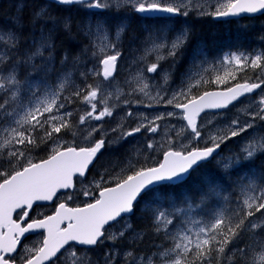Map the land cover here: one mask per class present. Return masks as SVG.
Segmentation results:
<instances>
[{"label": "snow or ice", "instance_id": "obj_1", "mask_svg": "<svg viewBox=\"0 0 264 264\" xmlns=\"http://www.w3.org/2000/svg\"><path fill=\"white\" fill-rule=\"evenodd\" d=\"M53 5L78 6L85 12L76 28L95 37L90 48L79 55L58 51L57 34L71 35L72 20L53 16ZM191 7V0H51L27 19L22 15L24 6L18 5L10 27L0 28V264H264V165L256 164L264 160V134H256V121L264 123V94L241 110L248 117L243 121L237 115L223 128H216L211 119L198 122L205 109L242 103L241 97L262 88L264 51L226 54L222 64L229 67L213 79L204 77L208 69L193 71L200 67L194 57L184 72L183 86L166 98L171 67L182 57L190 30L166 31L164 24L147 27L130 39L141 44L143 55L137 63L151 54H156V61L137 70L136 87L126 81L128 93L119 87L109 91L123 55L119 41L128 34L130 14L186 18ZM194 7L200 16L221 18L264 13V0H217L208 5L211 11L203 5ZM105 12H111L112 19ZM89 52L95 61L92 67L84 61ZM164 59L171 60L169 70L159 64ZM69 65L80 83H73L65 95L72 77ZM246 70H259V75L253 79ZM144 71L157 74L163 84L150 88ZM237 72H245L243 83L193 94L202 84L228 85ZM141 96L150 102L144 103ZM77 101L87 109L70 110ZM153 101L180 111L151 118L141 113L135 126H126L128 118L137 115L133 105L150 108ZM121 104L126 108L124 122L111 128L115 134L111 139L108 130L92 122L114 117ZM173 117L186 124L177 129L158 123ZM161 132L160 141L153 139ZM137 134H146L143 150L133 149L142 159L130 156L127 163L117 161L99 173V179L77 189L107 146L126 143ZM246 134L240 153L217 161L220 171L215 177L202 176L198 186L181 191L193 173L216 160L230 141ZM69 135L70 140L64 139ZM42 147L47 158L36 162L33 153ZM81 196L85 198L82 205L70 206ZM216 198L226 206L205 221L188 219L194 208ZM54 200L62 202L53 214L32 217L38 202ZM141 204L153 235L166 241L154 244L150 254H142L138 242L143 233L136 232L130 222ZM37 233L31 246L23 243L29 234ZM129 236L134 239L128 249L119 247L118 242ZM106 241L110 246L97 254Z\"/></svg>", "mask_w": 264, "mask_h": 264}, {"label": "trees", "instance_id": "obj_2", "mask_svg": "<svg viewBox=\"0 0 264 264\" xmlns=\"http://www.w3.org/2000/svg\"><path fill=\"white\" fill-rule=\"evenodd\" d=\"M41 2V3H39ZM46 4L48 2L42 1V0H0V28H7L10 27L11 21L14 17L18 15V5H23V13L22 15L27 19V17L34 11L40 8L42 4ZM53 16H59V17H70L72 20V32L71 35L59 32L57 34V40L56 45L58 51L63 54L65 52L71 53L72 55H79L81 51H83L86 48H90V42L88 40V37L84 34L77 31L76 25L85 18V12L83 10H80L79 8H66L59 5H53L51 9ZM194 23L189 24L190 26V41L193 39H197L203 43L205 48L202 50V54L198 57H195L196 62L197 60H201L202 55H204L205 59H213L214 57L211 55L212 52L215 50L217 52L224 51V50H230L237 48L238 50H252V49H264V16L262 17H256L252 19H244L241 20L240 25L237 26L234 21H229L225 26L222 25L221 22H213L211 20V17H203L200 19H196V21H193ZM133 27H137V23L135 21L132 22ZM85 37H84V36ZM194 50L189 47H186L182 58L181 63L178 65V68L181 66V64L184 62V64L187 65V63H190V67L193 62L194 58ZM91 52H89L85 57L84 61L85 63L91 64ZM57 69L60 68V65L57 63L56 65ZM68 70L72 72V77L70 79V82L67 85V90L65 91V95L69 93V90L73 87V83L79 84L80 79L76 73L75 69L71 68V65L68 66ZM209 71V70H208ZM247 71V76H249V71ZM211 72V71H209ZM178 72L172 71V76H176ZM179 75H184V73H180ZM259 75V74H258ZM256 74H253L249 77H252L253 79L256 77ZM182 77V76H181ZM238 81H244L245 78V72H240L238 74ZM55 76L52 77V81H55ZM51 82V81H50ZM213 84H202L201 87L198 89V91L194 94H197L201 92L202 90H206L209 88H212ZM78 103V101L76 102ZM74 105L70 106L72 108ZM257 135L263 134V132L257 131ZM64 138H67L68 140L71 139V136H65ZM130 139H128L129 141ZM242 141L239 137L233 139L228 143V146L222 151V154L225 157H229L234 154L240 153V148L238 147V143ZM113 152V151H111ZM117 150L115 149L113 155H109V157H105V154L103 153L101 157L98 159L96 164L91 168L89 171L90 173H95L96 171H105V169H110L112 165L119 161L124 163L129 155H120ZM47 151L43 149L36 150L33 153L34 161H39L40 159H45L47 157ZM105 157V158H104ZM104 159V162H102ZM142 159V158H140ZM217 160H220L216 157V160H212L211 162L207 163L205 167L199 169L197 172L193 173L191 178L188 180V183L184 186L183 190L193 189L196 186L199 185L200 178L202 176H213L215 177L217 172L220 171L217 165ZM257 166L264 165V160H257L256 161ZM119 169H117L118 171ZM255 171V169H253ZM218 183H222L217 180ZM223 187L227 188V185H223ZM225 195L228 194V192L224 193ZM222 206H226L224 204V201L220 198H216L213 201H210L202 206H200V211L208 218L213 211L219 209ZM139 210L136 211L134 215H138ZM133 215V216H134ZM147 222L143 227H138L135 224V228H137L141 233H143V240L141 241V244L146 247V251L152 252L155 248L153 245H162L166 241L162 240L161 238L153 235L151 227H150V219L149 217H145ZM134 220V219H133Z\"/></svg>", "mask_w": 264, "mask_h": 264}, {"label": "rangeland", "instance_id": "obj_3", "mask_svg": "<svg viewBox=\"0 0 264 264\" xmlns=\"http://www.w3.org/2000/svg\"><path fill=\"white\" fill-rule=\"evenodd\" d=\"M185 2H188V0H185ZM216 2H217V0H191V4L193 5V7L190 8L189 17L193 19L194 16H200L197 14V9H196V7H194L195 5H203L205 10L211 11L212 9L209 8L208 5L209 4L215 5ZM221 2H222V0H221ZM94 11H96V10H94ZM104 15H105V17L112 19V13L111 12H105ZM167 19L171 21L170 25L168 23L170 21L161 23V24H164L166 31L169 29H175L178 32L179 29H182L185 27L184 21L175 20L172 18H167ZM176 21H179V23H176ZM89 39L93 40V39H95V37H89ZM139 43H140L139 41H133L132 40V41H128L127 46L129 44L133 45V44H139ZM119 44H120V41H119ZM187 47H189L191 49H195L194 50V57L200 56L202 54L203 48H205L204 45L202 44V42L197 41V40L192 41L189 46L187 45ZM140 49H141V46L138 49L134 50L131 55H129L126 52H122V50L120 48V51L122 52L123 55H122V58L118 61V72L115 76V80L113 81V88L109 89V91H114L116 87H119L120 89L123 90V92L125 94L128 93L129 92V84L126 83V81L131 82L132 87H136L137 84L134 80V77L136 76L137 70L139 69V70L143 71L144 69H146L148 63L156 61V54H151L147 57V60L140 61L139 63H137V61H139V58L143 55V52ZM217 53H218L217 51H214V52H212L211 55L213 57H215L217 55ZM228 53H232V52H228ZM228 53L219 54V56L216 57L214 60H207L206 62H204V61L201 62L198 60L196 63L197 64L199 63L198 65L200 67L197 69H193V71L195 72V71H200L202 69H208V70L210 69L211 72H209V71L203 72L204 77L208 78V79H213L215 77V75H217V74L223 75L224 68L229 67V66L223 65L222 59ZM244 53L255 54V53H259V52H256V51L246 52L245 51ZM162 55L167 56V53L162 52ZM181 58L178 60V63L176 65H180ZM90 63L91 64H88V67L93 66L92 62H90ZM159 64L163 69L169 70V68L171 66V60L170 59H164V60L159 61ZM172 67H174V66H172ZM182 70H183V72H185L187 70V69H185L184 62L181 64V68L179 69L178 74L176 76H172V78L169 81V84L165 86L169 89L168 97H166V98H170L172 92H175L181 88L179 85L185 79L184 75H179ZM239 73L240 72H237L236 76H238ZM251 73H254V72L249 71V74H251ZM255 73H259V70H256ZM144 76L148 78L147 83H149L150 88L155 84H163V81L160 80L159 76L155 73H147L146 71H144ZM195 78L199 79L198 76ZM152 94L155 95L154 90H153ZM261 94H264V90L260 91L251 101H246V102L238 105L237 107H235L228 115H224L221 117L220 116L219 117L211 116V117H208L206 120H204V122H206L208 119H211L213 124L216 126V128H223L224 125H226L231 119L235 118L237 115H240L241 120L243 121L244 119H247L248 117L246 115H244L241 110L244 109L252 101H254V100L258 101ZM122 99H123V97H122ZM140 99H142L144 101V103L150 102L147 100L146 97L141 96ZM112 102L113 101H109V103H112ZM151 103H153L154 106L150 107V108L144 107L143 105H140V106L133 105L132 110L137 115L135 117L128 118V120L125 122L126 126H135L134 120L139 119V114H141V113H143L144 115H147L149 118H151L158 113H165L168 111L178 112L176 109H174L171 106L165 105L163 102L157 104L153 101ZM74 109H78L82 112V111L87 109V106L81 104L78 101V103H75L74 106L72 108H70V110H74ZM125 111H126L125 106L121 104L120 107H118L115 110L114 119H110L108 117L110 119V120H108V119H106L107 118L106 117L103 121H100V122L93 121L92 123L101 124L103 126V129L108 130L109 138L115 139V134L111 133L110 130H111V128L115 127L117 122H124V121H121V118L124 117ZM75 118L78 119V115ZM158 123H160L162 125V127H167L169 125H175L177 128H179L181 125H183L182 119H179L177 117L166 118L164 121H159ZM256 126H257V129H262L264 127V123H262L260 121H256ZM205 127H211V126L207 125L205 123ZM172 134L174 135V133H172ZM249 134H252L251 130H250ZM249 134L241 136L242 138H245V141H243L240 144L241 148L245 145ZM163 135H164V133L161 132L160 134L156 135L153 139L160 141L162 139ZM2 137H3V134L0 133V142H2ZM64 139L68 140L67 138H64ZM129 139L130 140L126 143L125 142L113 143V144L107 146L105 157L106 156L109 157V155H111V154L113 155L115 149L117 148V150L120 151V152H118L120 155L124 154L127 156L130 154L131 157H134L136 159H140L141 157H137L135 152L133 151V149L134 148H140L141 150H143V145H144L145 140H146V134H137L136 136L129 137ZM111 151H113V152H111ZM157 158H158V156H157ZM223 158H225V157L221 156L220 160ZM217 161H219V160H217ZM102 162H104V159ZM124 163H127V160ZM124 163H122V164H124ZM103 172L104 171H100V170L98 171V173H103ZM94 179H99V175L96 178H92V179L85 181V182L83 181L82 183L77 185V188L80 189L81 187L86 186L89 182H91ZM81 198H84V197L81 196ZM143 207H144L143 204H141L140 213L136 216V218L134 220H132V221L130 220V222L132 223L134 228H135V224L138 227H143L147 222L145 217H147L148 215H146L142 212ZM44 212H45V209L43 207H39V208L35 209L33 214H34V216H38V214H40V213L44 214ZM182 219H183V217H182ZM188 219L205 221L207 219V217L202 212L201 213L197 212V208H194L190 213H188ZM188 227H194V226L189 224ZM135 229H136V232L141 233L137 228H135ZM37 239H38V237H33L30 240H28L25 243V245L31 246L34 243V241H36ZM133 239H134V236H129L127 238V240L119 241L118 245H119V247H121L123 249H128V247L132 243ZM110 244H111L110 241H106L105 245L101 246L99 249L96 250L97 254L106 250L110 246ZM138 247L142 250V254H144V253L150 254V252L146 251V247L143 246L141 244V242H138ZM153 251H155V249Z\"/></svg>", "mask_w": 264, "mask_h": 264}, {"label": "bare ground", "instance_id": "obj_4", "mask_svg": "<svg viewBox=\"0 0 264 264\" xmlns=\"http://www.w3.org/2000/svg\"><path fill=\"white\" fill-rule=\"evenodd\" d=\"M42 1H45V2H48V3H50L51 2V0H42ZM39 3H41V2H39ZM44 4V3H43ZM62 7H66V8H74V7H76V8H78V6H71V7H69V6H62ZM203 17H211V16H207V15H205V16H194L193 17V19L192 18H190L189 16L188 17H174L173 19H175V20H181V21H184L185 22V27L184 28H186V29H189L190 30V26H189V24H191V23H194L193 21H196V19H200V18H203ZM127 23H129L130 24V27H129V29H128V34L126 35V36H124L121 40H120V48H121V50H122V52H126L127 54H129V55H131L132 53H133V51L134 50H136V49H138L140 46H141V44L139 43V44H129L128 46H127V43H128V41H132V39H130L132 36H134V35H142L143 34V32H144V30H141V29H139V28H137L136 26L135 27H133L134 25H133V23H132V21L129 19L128 21H127ZM169 23V25H170V23H171V21L170 22H168ZM133 25V26H132ZM191 31V30H190ZM191 34V33H190ZM88 37V36H87ZM88 40H89V42L91 41L90 39H89V37H88ZM216 51V50H215ZM183 55V54H182ZM219 56V52L217 53V55L213 58V59H205L204 58V55H202V57H201V60H199V61H201V62H206L207 60H214L216 57H218ZM91 62H92V64L93 63H95V61L93 60V58H91ZM198 61V60H197ZM199 64V63H198ZM184 66H185V69H188V68H190V63H187V65L186 64H184ZM181 68V66L178 68V65H176V66H174V67H172L171 68V72L174 70V71H176V72H179V69ZM185 71V70H184ZM209 71H210V69H209ZM180 73H184L183 72V70L180 72ZM244 82V81H243ZM110 119H114V117H109ZM108 117L106 118V119H108V120H110ZM183 121V120H182ZM178 129V128H177ZM197 208V212H199V213H201V211H200V208L199 207H196Z\"/></svg>", "mask_w": 264, "mask_h": 264}, {"label": "water", "instance_id": "obj_5", "mask_svg": "<svg viewBox=\"0 0 264 264\" xmlns=\"http://www.w3.org/2000/svg\"><path fill=\"white\" fill-rule=\"evenodd\" d=\"M259 14H262V13H257V14H241V15H239V16H229V17H221V18H223V19H226V18H233V17H240V16H245V15H247V16H253V15H259ZM146 16H161V15H167V14H165V13H156V14H145ZM257 90V89H256ZM256 90H254V92L256 91ZM210 91H223V90H210ZM253 92V93H254ZM253 93H251V94H253ZM246 95H249V94H246ZM241 98H243V97H241ZM240 98V99H241ZM222 109H224V108H222ZM222 109H205V112H216V111H221ZM180 111V110H179ZM204 112V113H205ZM203 113H201V115H202ZM185 123H186V121H185ZM53 201H51V202H48V201H44V202H38V205H48V204H51ZM58 206V205H57ZM53 214V213H52ZM51 215V214H50ZM29 235H31V234H29Z\"/></svg>", "mask_w": 264, "mask_h": 264}]
</instances>
